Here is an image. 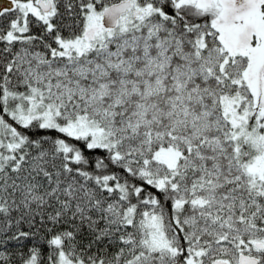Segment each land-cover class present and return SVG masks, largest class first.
Wrapping results in <instances>:
<instances>
[{
	"label": "snow or ice",
	"instance_id": "obj_1",
	"mask_svg": "<svg viewBox=\"0 0 264 264\" xmlns=\"http://www.w3.org/2000/svg\"><path fill=\"white\" fill-rule=\"evenodd\" d=\"M0 264H264V0H0Z\"/></svg>",
	"mask_w": 264,
	"mask_h": 264
}]
</instances>
